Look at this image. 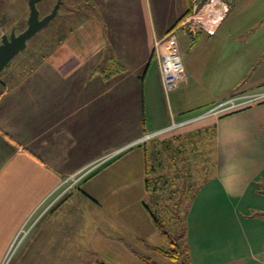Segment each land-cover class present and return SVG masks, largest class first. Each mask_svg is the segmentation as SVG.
<instances>
[{"label":"crops","instance_id":"crops-1","mask_svg":"<svg viewBox=\"0 0 264 264\" xmlns=\"http://www.w3.org/2000/svg\"><path fill=\"white\" fill-rule=\"evenodd\" d=\"M207 1L79 0L77 25L51 51L42 53L25 72L9 68L0 73V264L9 247L20 244L19 232L34 211L62 181L89 167L91 171L104 156L110 157L104 162L108 163L133 146H139L144 166L141 136L149 132L161 142L177 136L194 145V131L203 128L214 136V166L186 214L191 260L264 264V99L201 123L168 129L177 120L176 112L195 108L185 106V99L176 100L175 92L190 78H207L214 84L219 69L233 79L216 88L211 101L264 92L263 24L231 29V38L222 43L221 29L238 1L222 0L230 10L216 31L179 28L177 36L182 31L193 42L218 40L215 72L206 74L202 67L190 72V78L186 72L181 85L169 92L175 109L169 101L163 114H152L148 106L149 100H157L156 88L147 83L151 60L157 57L159 63L156 40L188 9H205ZM248 34L255 39L249 40L245 61L241 43H235ZM158 67L157 89L164 91ZM165 133L176 134L159 139ZM51 255L36 257L60 261L53 251ZM34 256L25 255L23 261Z\"/></svg>","mask_w":264,"mask_h":264},{"label":"rangeland","instance_id":"rangeland-1","mask_svg":"<svg viewBox=\"0 0 264 264\" xmlns=\"http://www.w3.org/2000/svg\"><path fill=\"white\" fill-rule=\"evenodd\" d=\"M57 1L40 0L37 3L40 17L51 12ZM78 1L62 0L57 15L27 40V47L12 58L5 71L11 68L17 72H25L30 64L40 59L42 53L51 51L62 37L72 31L79 20ZM29 2L30 0H0V43L4 34L10 35L13 29L20 33L27 27L30 14ZM147 6L151 11L149 5ZM235 6L221 29L223 35L219 34V40L222 43L231 38V36L228 37L231 29H254L261 27L258 26L260 23L264 26V0H238ZM161 7H164L163 4ZM152 8L155 9V18H157V8L153 5ZM203 14L204 9L196 14V18L199 17L211 23V18ZM150 16H152L151 12ZM178 36L183 63L189 78L191 77L190 72L200 71L202 67L206 68V74L215 72L216 68L214 67L217 66V57L219 56L216 47L220 46L218 40L212 42V39H206L207 42H204L201 38L193 42L182 31L178 33ZM252 39L255 38L249 39V34L243 35L235 43H241L240 55L244 59L248 53L246 48L250 45L249 40ZM244 43L245 45H243ZM200 47L204 48L200 49ZM156 58L151 60L147 83H152L156 88L157 100L154 102L149 100L148 106L152 114L153 112L163 114L162 112L167 110V107L169 108V101L172 109H175L176 106L174 98H171L173 94H166L161 88L157 89L159 63ZM19 64L22 65L21 68L18 67ZM246 64L244 62L242 68H246ZM226 75V72L218 69L214 78L215 83L218 84L217 87L215 83L210 84V79L207 78H190L187 85L183 84L175 92L178 96L176 100L185 99V106L195 108L176 112L177 120L174 122L189 121L197 117L193 121L201 123L202 119L216 116L217 114H206V112L221 103L220 99L213 101L211 99L216 96L214 94L216 88H222L227 85V82L233 80L228 79L229 76L226 78ZM1 88L2 85H0ZM238 96L242 95L232 97ZM242 101L243 98L236 100V102ZM158 108L159 111H156ZM197 112L202 113L196 115ZM183 117L186 119L179 121V118ZM176 133H165L158 137L163 140ZM148 134L150 136L146 137L145 135ZM151 134L154 133L149 132L141 136L142 138L145 136L144 139L141 138L142 142L148 144L149 147L152 144L158 145L157 149L161 151L158 163L163 162L165 172H169L171 175L177 172L180 176L179 180L175 182L179 189L173 198H181V205L175 206L170 200L167 202L166 212L169 210L183 212L187 206L189 209L192 198L186 189L187 184L188 186L194 185L197 190L202 180L207 177L206 172H208V176L211 175L212 161L211 163L207 161V157H211L210 147L203 145V138L197 136L198 141L194 145L186 140L183 149L176 153L175 150L165 148L167 145L158 144L159 140L153 139L155 134L152 136ZM181 142H184V139ZM138 147L133 146L131 149H126L122 152V157H115L105 164H103L104 162L99 163L91 171L89 167L62 181L60 186L38 206L32 218L20 230V244L9 247L6 255L10 252L11 256L7 264H147L132 250L131 246L141 253L151 256L157 263L174 264L171 259L148 246L149 244L162 247L168 246V244L143 204L145 201L154 209H158L152 195L146 192L142 152ZM175 160L176 162H173ZM78 176L79 178L76 180L75 178ZM171 190L170 186L162 194L168 198L171 196ZM163 202L159 205L163 206ZM182 215L184 216L183 221H185L186 215ZM181 229V227L177 228L178 231ZM52 251L56 254V258H60V261L49 260L46 262L36 257L44 254L51 255ZM25 255L35 256L28 257V260L23 261Z\"/></svg>","mask_w":264,"mask_h":264},{"label":"trees","instance_id":"trees-1","mask_svg":"<svg viewBox=\"0 0 264 264\" xmlns=\"http://www.w3.org/2000/svg\"><path fill=\"white\" fill-rule=\"evenodd\" d=\"M192 11H193L192 7L188 9L184 13V15L178 20L176 26L180 22H182L187 16L192 14L193 13ZM246 106L249 105L242 106L238 109L244 108ZM194 134L201 136V138H203L204 140L203 145L210 147L211 153L209 154L211 155V157H207V161L210 163L212 161V165L214 166L213 154H212L214 136L212 135V131L203 128L198 131H194L193 135ZM176 137H173L171 139L162 142L161 141H157V142L158 144L161 145L163 144L167 145V147L165 146V148H167L168 150H175L176 153H179L183 149L185 143L181 142L182 141L181 138H176ZM140 145L143 147L145 154L144 170H145L146 192L152 195L155 205H158V209L157 208L154 209L152 205L148 204L145 201L143 204L147 209L148 213L150 214L155 225L159 229L161 235L166 240L168 246L156 247L149 245L147 242L145 243L148 244V246L151 249L155 250L159 254L163 255L166 258L171 259L174 262V264H194L190 257V247L186 241V217H185V221H183L184 216L182 215V214L185 215L187 214L188 206L187 209H185L183 212H178V210L177 211L169 210L168 212H166V209L168 207L167 202H169L170 200H172V203H174L175 206L181 205L182 202L181 198L180 199L173 198V195L175 197L179 189L175 185V182L178 181L180 178L179 173L176 172L175 174L171 175L169 172H165L166 170L163 162L158 163L160 161L158 160V157L161 155L160 154L161 151L157 149L158 145L152 144L151 147H149L148 144L146 143ZM173 162H176V160ZM206 174L208 175V172H206ZM170 186L172 187L171 196L167 198L162 193L166 192V188ZM194 187L195 186L192 184H190L189 186L187 184L186 187V189H188L189 193L191 194L192 197L191 199H193L195 196L196 190ZM162 201H164L163 202L164 204L163 206H160L159 204H161ZM178 227H181L182 229L178 231L177 230ZM131 248L147 264H160L155 262L151 258V256L141 253L140 251L134 249L132 246Z\"/></svg>","mask_w":264,"mask_h":264},{"label":"built area","instance_id":"built-area-1","mask_svg":"<svg viewBox=\"0 0 264 264\" xmlns=\"http://www.w3.org/2000/svg\"><path fill=\"white\" fill-rule=\"evenodd\" d=\"M204 5L207 7L204 9V14L211 18V23L206 22L203 19L196 18V14L203 9L201 7L196 12H193L187 16L182 22L170 30L164 37L156 40L155 50L159 58V64L161 69L162 84L164 91L169 93L177 89L183 80L186 77V69L183 63L182 54L180 50L179 40L177 36V30L179 28H188L191 31H195L197 28L206 29L207 31L214 32L219 26V22L224 18L225 14L230 10V5L222 0H209ZM239 98H243L242 102H236ZM264 99V92H258L249 95H242L238 97H231L221 103L215 105L210 111L206 114H224L231 111H234L242 106L250 105L252 103L261 101ZM197 117H194L192 120H195ZM189 121L184 122H173L171 128L184 125ZM190 123V122H189ZM167 128L164 131L168 130ZM154 134H151V136ZM150 134L146 135V137ZM145 136L142 138L144 139ZM109 156H104L99 160V163L105 162L109 159ZM98 163V164H99ZM97 164V165H98ZM95 167V166H94ZM79 178H75L76 180ZM10 252L5 256V259L1 264H7L10 259Z\"/></svg>","mask_w":264,"mask_h":264},{"label":"water","instance_id":"water-1","mask_svg":"<svg viewBox=\"0 0 264 264\" xmlns=\"http://www.w3.org/2000/svg\"><path fill=\"white\" fill-rule=\"evenodd\" d=\"M40 0H30V14L27 20V27L17 33L13 29L10 33L4 34L0 43V73L7 67L12 58L27 47V40L46 26L58 13L62 0H58L51 12L40 17V10L37 3Z\"/></svg>","mask_w":264,"mask_h":264},{"label":"bare ground","instance_id":"bare-ground-1","mask_svg":"<svg viewBox=\"0 0 264 264\" xmlns=\"http://www.w3.org/2000/svg\"><path fill=\"white\" fill-rule=\"evenodd\" d=\"M28 231V230H27ZM25 235V234H24ZM26 236V235H25Z\"/></svg>","mask_w":264,"mask_h":264}]
</instances>
